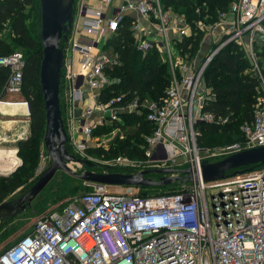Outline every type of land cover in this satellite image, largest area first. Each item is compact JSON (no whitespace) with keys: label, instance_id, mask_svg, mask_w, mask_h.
<instances>
[{"label":"built area","instance_id":"2783aa9c","mask_svg":"<svg viewBox=\"0 0 264 264\" xmlns=\"http://www.w3.org/2000/svg\"><path fill=\"white\" fill-rule=\"evenodd\" d=\"M207 19L190 21L162 0L79 1L73 29L62 44L61 88H69L71 103L85 106L78 120L82 140L69 134L73 154L95 162L85 158L97 147L91 145L95 132L119 122L122 114L145 110L153 131L145 136L144 158L121 156L110 169L178 170L185 176L182 189L140 196L112 194L105 185L89 183L91 191L61 202L0 250V264H264V166L221 181L205 182L202 176L203 161L264 147V95L254 120L241 127L243 143L203 149L197 127L217 122L204 112L215 98L205 74L228 45L243 52L247 72L260 79L264 94L258 55L264 0H237L215 22ZM127 25L143 57L157 50L168 67L170 85L158 102L103 96L115 82L110 71L121 63L108 35H118ZM25 66L21 52L0 57V70L8 71L3 94L22 93ZM169 177L179 180L178 174Z\"/></svg>","mask_w":264,"mask_h":264},{"label":"trees","instance_id":"16d2710c","mask_svg":"<svg viewBox=\"0 0 264 264\" xmlns=\"http://www.w3.org/2000/svg\"><path fill=\"white\" fill-rule=\"evenodd\" d=\"M166 6L173 7L178 13L184 14L190 21L208 18L209 23L215 22L219 15L227 11L237 0H163ZM37 6L36 0H2L0 2V30L6 23L11 24L15 40L25 48L26 66L22 94L26 99L31 118V136L19 143L18 155L23 158L24 166L35 158V152L44 138L46 127V111L42 87L40 82V68L43 59L41 39L31 34L26 15L27 7ZM200 10V14L197 11ZM201 36L194 42L195 51L200 48ZM262 42V44H261ZM110 44L119 52L121 63L110 71L115 81L103 96L108 98L125 95L126 100L138 98L140 101L158 102L166 96L170 85V74L167 65L163 62L159 52L154 50L143 57L133 42L132 34L126 27L114 36ZM260 65L264 73V39L258 46ZM16 52L11 43L0 40V57ZM249 63L243 52L235 44L228 45L212 61L205 74V84L212 89L214 99L204 108L205 113H211L216 118L214 124H199L202 132L199 144L214 146L215 143L228 136V145L234 144L233 135H240L244 123L252 122L255 118L259 98L263 97L260 79L247 72ZM8 77L7 70H0V91ZM62 104V103H61ZM62 107V106H61ZM147 113L122 114V122L133 123L135 130L125 132L126 139H116L117 155H128L137 159L144 158L145 136L153 131L152 124L147 120ZM226 121V122H223ZM122 122H115L116 129H123ZM109 129V127H105ZM101 130V129H99ZM243 135V134H242ZM231 143V144H230ZM70 148V147H69ZM100 149L88 150L98 155ZM102 153V151L100 152ZM260 166H256L257 168ZM22 183L18 178H0V205L10 192H13Z\"/></svg>","mask_w":264,"mask_h":264},{"label":"water","instance_id":"95a60500","mask_svg":"<svg viewBox=\"0 0 264 264\" xmlns=\"http://www.w3.org/2000/svg\"><path fill=\"white\" fill-rule=\"evenodd\" d=\"M39 1L41 8L40 39L43 49L40 82L46 111L44 146L51 164L35 185L22 197L0 205V227L25 212L60 171L85 182L105 186L160 187L169 186L178 180L177 177H169L179 172L174 169L144 171L138 175L97 174L89 170L84 174H78L71 170L69 167L71 164L95 168L93 162L81 159L69 150L70 137L61 107V78L65 64L62 44L68 41L73 29L76 0ZM256 166H264V147L232 154L216 162L203 161L202 176L205 182L221 181L229 176L252 172ZM150 174L163 177L160 182H156L147 177Z\"/></svg>","mask_w":264,"mask_h":264},{"label":"rangeland","instance_id":"374dc122","mask_svg":"<svg viewBox=\"0 0 264 264\" xmlns=\"http://www.w3.org/2000/svg\"><path fill=\"white\" fill-rule=\"evenodd\" d=\"M37 1V6L35 7H27L26 15L29 16L30 19H27L28 28L32 35L36 38H40L41 34V8H40V1ZM81 0H76V9L78 11V3ZM163 2V0H162ZM11 24L6 23L5 26L2 27L0 30V40L11 43V48L15 49L16 52H21L23 54H27L28 51L18 44L15 34L13 30H11ZM264 39V36L262 40ZM262 44V42H261ZM112 78V76H110ZM81 80L77 82V84H81ZM66 86V85H65ZM69 88L63 87L61 92V102L62 97L63 99L69 98ZM264 95V94H263ZM5 98V94L0 91V101L1 99ZM22 101L26 102L23 94H21ZM19 99V100H21ZM62 106V104H61ZM262 106V100L259 98V104L257 108ZM63 112V119L65 117V126L67 130L70 129V119L67 116L66 106H64ZM119 122H122V118ZM124 124L123 129H116L115 125L109 126V129L102 128L101 130H97L95 132L94 137L91 140V145L97 146L96 149L99 150L98 155H93L89 151L85 154V158H92L95 162V165L100 167L97 168L95 171L101 170L102 172L110 171L109 164L112 163L118 157H125L127 159L135 160L136 157L128 156V155H117L115 151H113L115 147L116 139L123 141L126 139V133L132 130H135L136 126L133 123H129L127 121L122 122ZM80 135V134H79ZM31 136V135H30ZM229 137L226 136L222 141L218 140L214 146H205L199 144V146L203 149L208 150H216L223 147L228 146L227 139ZM233 139V143H243L245 141L244 135H233L231 137ZM231 144V143H230ZM100 145V147H99ZM69 149L72 153L73 148L69 144ZM91 150V149H90ZM102 151V153H100ZM5 156V155H2ZM17 157L19 158V165L16 169L11 173H2L0 172V178H18L22 183L18 188H16L13 192H10L9 195L5 198L4 202H12L14 200L19 199L22 197L26 192H28L38 181L42 173L50 166L51 160L47 158V150L44 146V138L41 140V143L38 147V151L35 152V158L30 160L24 171L20 173L21 169L24 166L23 158H21L18 153ZM225 158L224 156H217L210 158V162H216L221 159ZM90 161V160H88ZM71 170L78 174H84L89 169L84 167L81 164L74 165L71 164ZM5 168L3 172H7L8 169ZM118 171H129V170H121L116 168ZM138 171V170H137ZM129 172H136L135 170ZM183 172H178L179 180L173 182L169 186H160V187H141V186H133V187H126V186H107L108 192L112 194H134L140 196H147V195H154V194H169L178 192L182 189V182L181 179L185 178ZM152 181L160 182L161 175L158 174H151L150 176ZM70 189V192L68 191ZM93 188H90L88 182H85L81 179H77L74 177L69 176L67 173L60 171L51 181V183L45 188V190L31 203V205L23 212L21 215L17 216L14 219H11L4 223L0 228V250L11 245L13 242L18 240L21 236L26 234L32 224L33 221L38 218L42 213L47 212L56 208L61 202H64L67 197H63L70 195L69 197H76L82 195L85 192L91 191ZM63 194V195H62ZM68 197V198H69Z\"/></svg>","mask_w":264,"mask_h":264},{"label":"crops","instance_id":"0c3cea01","mask_svg":"<svg viewBox=\"0 0 264 264\" xmlns=\"http://www.w3.org/2000/svg\"><path fill=\"white\" fill-rule=\"evenodd\" d=\"M109 16H111V12H109ZM139 20L142 25L147 26L144 20H142L141 18H139ZM78 21L82 23V20H80L79 18L76 22ZM126 28L128 29L129 25H127ZM108 39L110 42L113 37L108 35ZM203 44L205 45V48H208L210 42L205 41V43ZM78 86H80V84ZM21 94L5 95V98L1 99L0 101V155H5L2 156L4 162L0 164V172L4 174L13 172L16 169V166L19 165L20 162L18 160L19 158L17 157L19 143L29 139L31 135V118L29 105L28 103L22 101ZM64 106H66L67 116L70 119V129L67 130L68 134L74 133L75 138H77L78 140H82L83 136L81 134V130L78 129V120L82 117L85 106L81 105L80 103L73 104L70 102L68 97L66 99H63L62 97V112L65 111ZM5 168H9L7 172H3ZM68 191L70 192V189ZM69 196L70 195H63V197H67L65 201L70 198ZM52 210L44 212L41 215L48 214ZM36 219L33 221V224Z\"/></svg>","mask_w":264,"mask_h":264},{"label":"flooded vegetation","instance_id":"af4514ba","mask_svg":"<svg viewBox=\"0 0 264 264\" xmlns=\"http://www.w3.org/2000/svg\"><path fill=\"white\" fill-rule=\"evenodd\" d=\"M69 148V147H68ZM70 150V149H69ZM95 164V163H94ZM88 168V167H87ZM97 168H100L98 166L95 165V168L91 169V168H88L89 171H92V172H95L97 174H111V173H121V174H126V175H138V173H134V172H126V171H118L116 169H110L111 171L109 172H102L101 170L99 171H95ZM151 174L148 175L147 177L150 178Z\"/></svg>","mask_w":264,"mask_h":264},{"label":"bare ground","instance_id":"6f19581e","mask_svg":"<svg viewBox=\"0 0 264 264\" xmlns=\"http://www.w3.org/2000/svg\"><path fill=\"white\" fill-rule=\"evenodd\" d=\"M17 158V157H16ZM4 162L3 159H2V156L0 155V164ZM17 167V166H16ZM69 167H71V165H69Z\"/></svg>","mask_w":264,"mask_h":264}]
</instances>
